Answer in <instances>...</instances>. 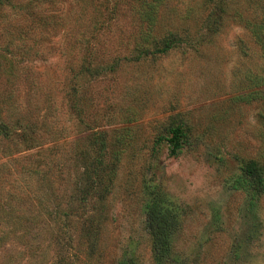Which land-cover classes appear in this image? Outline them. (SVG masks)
<instances>
[{
  "label": "rangeland",
  "instance_id": "1",
  "mask_svg": "<svg viewBox=\"0 0 264 264\" xmlns=\"http://www.w3.org/2000/svg\"><path fill=\"white\" fill-rule=\"evenodd\" d=\"M140 2L37 0L0 22V264H157L156 186L180 217L174 264H264V195L254 206L237 186L245 162L264 165L251 33L264 0H225L219 34L147 60ZM207 14L203 0H166L155 33L198 38ZM173 115L189 128L177 156Z\"/></svg>",
  "mask_w": 264,
  "mask_h": 264
},
{
  "label": "trees",
  "instance_id": "2",
  "mask_svg": "<svg viewBox=\"0 0 264 264\" xmlns=\"http://www.w3.org/2000/svg\"><path fill=\"white\" fill-rule=\"evenodd\" d=\"M25 0H0V22L5 21L7 14L18 11L21 8H28V5L36 3L37 0L26 2ZM166 0H141L138 9V16L141 22V35L135 44V51L138 53L140 60H147L150 57H163L183 47L196 48L197 45L209 41V37H213L221 32L223 26V11L225 0H203L208 14L202 21V31L204 34L198 38L185 31L178 33L170 31L163 35L155 33L157 26L159 8ZM30 3V4H28ZM252 35L257 44L264 49V17L261 21L252 23ZM1 30V29H0ZM2 37H0V40ZM0 41V45H1ZM4 49L5 50V44ZM11 45V44H10ZM7 51V49L5 50ZM8 52V51H7ZM83 69L89 70L85 65ZM264 82V81H263ZM7 126L0 123V136H8ZM165 134L170 147V155H179L189 139V128L184 122L181 115H173L169 117L165 128ZM104 148L106 147L103 144ZM103 165L104 163L101 162ZM92 169L91 178L95 180L98 175L96 165L90 166ZM93 176V177H92ZM237 186L244 188L250 194V202L255 206L256 200L264 195V165L257 161L245 162L241 168V176L237 181ZM149 203L147 204V222L146 226L150 231L152 238V248L157 264H174L177 260L173 253L172 239L179 230L180 217L173 205L168 201L166 195L160 189L155 187L154 190L149 189ZM253 206V207H254ZM120 264H138L135 260L125 258Z\"/></svg>",
  "mask_w": 264,
  "mask_h": 264
}]
</instances>
